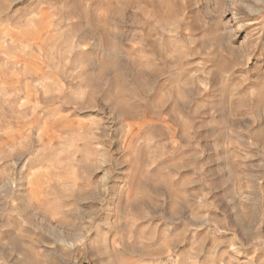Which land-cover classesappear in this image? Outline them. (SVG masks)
<instances>
[{"label":"rangeland","instance_id":"374dc122","mask_svg":"<svg viewBox=\"0 0 264 264\" xmlns=\"http://www.w3.org/2000/svg\"><path fill=\"white\" fill-rule=\"evenodd\" d=\"M0 264H264V0H0Z\"/></svg>","mask_w":264,"mask_h":264}]
</instances>
